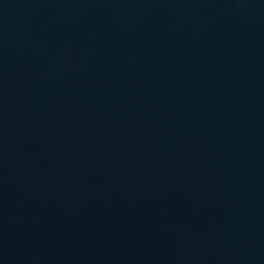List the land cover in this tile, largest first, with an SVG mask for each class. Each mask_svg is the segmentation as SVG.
<instances>
[{
  "label": "water",
  "instance_id": "1",
  "mask_svg": "<svg viewBox=\"0 0 264 264\" xmlns=\"http://www.w3.org/2000/svg\"><path fill=\"white\" fill-rule=\"evenodd\" d=\"M0 264H264V0H0Z\"/></svg>",
  "mask_w": 264,
  "mask_h": 264
}]
</instances>
